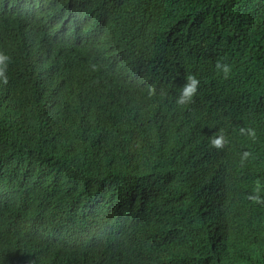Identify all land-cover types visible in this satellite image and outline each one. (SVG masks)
Wrapping results in <instances>:
<instances>
[{
	"label": "trees",
	"instance_id": "obj_1",
	"mask_svg": "<svg viewBox=\"0 0 264 264\" xmlns=\"http://www.w3.org/2000/svg\"><path fill=\"white\" fill-rule=\"evenodd\" d=\"M0 53V264H264V0H0Z\"/></svg>",
	"mask_w": 264,
	"mask_h": 264
},
{
	"label": "clouds",
	"instance_id": "obj_2",
	"mask_svg": "<svg viewBox=\"0 0 264 264\" xmlns=\"http://www.w3.org/2000/svg\"><path fill=\"white\" fill-rule=\"evenodd\" d=\"M10 60V58L3 53H0V78L3 79V83L7 84L8 83V77L6 75V70H7V62ZM216 67L219 69L221 68V64L217 62ZM223 71L225 75L227 76V73L230 71L229 66L224 65L223 66ZM200 85V81L196 78L194 75H190L186 78V83L182 87V90L180 92L179 97L176 100V103L179 105H184V104H190L193 102V98L195 97L198 88ZM149 95H155V88L150 87L149 89ZM225 141L223 136L213 138L211 140V145L212 147L216 149H221L224 147Z\"/></svg>",
	"mask_w": 264,
	"mask_h": 264
}]
</instances>
